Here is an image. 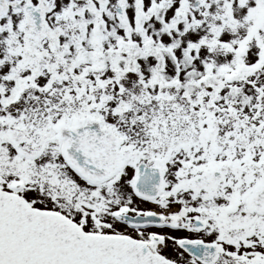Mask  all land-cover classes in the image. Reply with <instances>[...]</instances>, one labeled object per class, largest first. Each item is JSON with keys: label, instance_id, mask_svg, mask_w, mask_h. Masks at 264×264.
Returning a JSON list of instances; mask_svg holds the SVG:
<instances>
[{"label": "snow or ice", "instance_id": "6c2138e0", "mask_svg": "<svg viewBox=\"0 0 264 264\" xmlns=\"http://www.w3.org/2000/svg\"><path fill=\"white\" fill-rule=\"evenodd\" d=\"M0 264H264V0H0Z\"/></svg>", "mask_w": 264, "mask_h": 264}]
</instances>
